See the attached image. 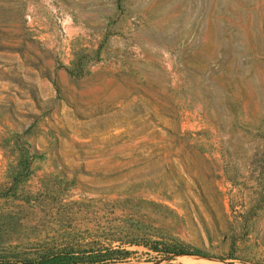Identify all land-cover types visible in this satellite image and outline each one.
<instances>
[{
    "label": "rangeland",
    "instance_id": "rangeland-1",
    "mask_svg": "<svg viewBox=\"0 0 264 264\" xmlns=\"http://www.w3.org/2000/svg\"><path fill=\"white\" fill-rule=\"evenodd\" d=\"M107 248L264 264V0H0V258Z\"/></svg>",
    "mask_w": 264,
    "mask_h": 264
},
{
    "label": "trees",
    "instance_id": "trees-1",
    "mask_svg": "<svg viewBox=\"0 0 264 264\" xmlns=\"http://www.w3.org/2000/svg\"><path fill=\"white\" fill-rule=\"evenodd\" d=\"M84 57H86V55L80 53L75 60L76 65L74 68L79 72L81 71L80 65ZM72 72H74V70H72ZM153 249L158 251L155 246ZM167 252L187 253V251L177 248H168ZM129 254L130 252L128 250H115L108 248L104 252H102V250H89L88 252L75 250H48L38 252L33 256H24L18 253L13 254L11 257L0 258V264H105L108 262L122 261L126 259Z\"/></svg>",
    "mask_w": 264,
    "mask_h": 264
}]
</instances>
